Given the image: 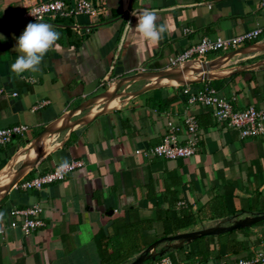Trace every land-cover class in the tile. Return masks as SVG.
Returning <instances> with one entry per match:
<instances>
[{"label":"crops","instance_id":"crops-1","mask_svg":"<svg viewBox=\"0 0 264 264\" xmlns=\"http://www.w3.org/2000/svg\"><path fill=\"white\" fill-rule=\"evenodd\" d=\"M37 1L0 0V35L4 37H0V129L27 127L24 134L0 146V175L26 141L66 111L101 93L110 82L109 89L116 80L170 67L169 59L204 36L227 39L260 30L244 46L257 43L252 47L257 53L214 65L211 80L185 86L197 90L208 84L220 97L234 98L235 109H264V47L258 48L264 46V0H89L92 7L103 1L105 13L40 21L60 33L58 47L44 56L39 71L15 77L10 65L17 56L12 51L16 38L27 24L35 23L20 15ZM63 1L69 6L74 3ZM144 10L155 12L157 23L166 29L157 44L146 43L134 31L137 18L133 13ZM185 28L187 34H183ZM208 55L203 63L225 54ZM198 67L180 64L162 73L182 72L186 79L193 71L192 80H196ZM127 85L115 92V98H123L119 105L100 104L102 95L77 118L70 117L73 124H80L83 116L86 122L64 133L56 146L49 139L46 147L51 148L37 154L34 166L1 197L0 264H129L151 244L169 237L162 236L164 225L182 209L192 213L195 221L176 234L227 227L264 213V137L240 138L225 123L215 122L209 108L189 107L180 93L184 86L154 88L128 99L127 91L145 89L146 83L138 81L135 89H130L133 84L124 90ZM114 107L119 108L105 111ZM185 111L195 116L200 132L192 156L165 160L134 154L159 144L168 122L177 128L176 141L184 143ZM19 158L14 168L20 167ZM64 159L83 165L39 190L20 189L21 181L51 170ZM36 205L41 208L40 229L23 236L8 227L10 210ZM201 207H222L224 215L210 216L212 208L198 214ZM225 233L230 234L220 243ZM198 238L208 250L203 264H232L264 253V220ZM190 242L167 252L176 251L178 264H190L186 260ZM165 244L157 245L155 253Z\"/></svg>","mask_w":264,"mask_h":264},{"label":"built area","instance_id":"built-area-1","mask_svg":"<svg viewBox=\"0 0 264 264\" xmlns=\"http://www.w3.org/2000/svg\"><path fill=\"white\" fill-rule=\"evenodd\" d=\"M104 13L105 5L103 1H99L97 7H92L89 0H74L72 6L67 5L63 0H38L26 8L20 16L32 22H40L46 18L54 19L55 17H73L78 15L95 17ZM188 32V29H183V34H187ZM259 34L260 30L254 29L227 39L201 37L184 52L169 59V65L170 67H175L189 60L204 62L208 54H226L237 50L254 41ZM180 93L186 98V104L189 107L199 106L209 108L215 122L225 123L227 127L237 131L240 138L264 137V109H255L252 106H248L245 109H235L232 104L234 98L227 100L220 97L216 90L208 84L197 90H191L189 86H184L180 88ZM182 123L186 132L184 143L176 141L175 133L177 132V128L168 122L166 124L167 134L159 144L144 151L135 150L134 154L151 155L152 157L165 160L185 159L192 156L200 134L197 121L193 114L185 111ZM26 131L27 127L24 125H14L0 129V146L6 145L11 138L22 135ZM69 163L71 168L65 173L57 174L59 166L57 164L47 172L21 181L19 183L20 189L36 191L44 185L60 182L75 169H79L83 165L79 160H72ZM40 213L41 208L37 205L21 210H10L8 212V227L10 229H18L23 236H27L43 226V222L39 219ZM2 231L3 227L0 228V233ZM155 264L171 263L168 257H160ZM232 264H264V253L259 252L247 259H238Z\"/></svg>","mask_w":264,"mask_h":264},{"label":"bare ground","instance_id":"bare-ground-1","mask_svg":"<svg viewBox=\"0 0 264 264\" xmlns=\"http://www.w3.org/2000/svg\"><path fill=\"white\" fill-rule=\"evenodd\" d=\"M256 44L257 43H255V44H253L247 48H244L242 50H239L237 52L228 53L225 57H223L222 60H220V59L219 60L217 59L216 61L214 60L213 66L214 65L218 66L220 64L226 65L229 61H231L233 59V57H236V56L239 57L240 55L244 56L245 58L250 57L251 55L258 52L257 48H252ZM261 47H264L263 44L258 46V48H261ZM187 63L196 64L193 61H186L182 64H187ZM169 68L170 67L163 69V70H159V71H148V72L137 73V75L134 74V75L125 77L123 79L114 81L117 83L113 85L114 87L109 89L111 83H113V82H110L108 84L106 90H105L106 92L103 91L104 93L102 92V94L100 93V94L88 99L89 101L86 100V101L82 102L77 107L73 108L70 111H66L60 118H58L57 120H55L51 124L47 125L38 135H36V137H37L42 132H44L46 130L43 134L40 135V137H38L37 139H35L36 137L31 139L23 147L18 149V151H16L11 156V158L7 161V164L5 165V167L1 170V172H2L5 169L4 172L1 173V175H0V199L10 188H12L16 184V182L22 177V175L30 168V166L36 160L37 156L41 153L44 154L45 152H47L48 149L51 148V147H46L47 141L49 139H50V142L53 141L52 143H54V145L56 146L57 144H59L64 139V133L67 135V133L69 131H71L73 126L77 125L76 123L73 124L70 122V117L72 119L77 118L81 113H83L84 111H86L87 109L92 107L91 105L96 102V100L99 96L103 95V97H101V100L99 101L100 104L117 106L120 104V102H121L120 100L123 98L122 97L115 98L114 97L115 92L118 90V88L122 87L125 83H128V82H129V85H127L124 90L129 89L130 87H132L133 84L136 85V82H138V81H144L146 83L145 89L137 88L135 90L127 91L126 94H130V96L128 97V99H129L132 96H134L135 93H137L138 91L151 90V89L159 88V87H176L178 85L187 84V83H190L192 81H195V80H192L193 71H191L189 74H187V76H189V78H186V79L183 77L184 74L182 72H180L181 74H178L176 71H175L176 74H175V72L171 73V71L169 72V74L162 73L164 71L170 70ZM178 68H180V67H178ZM198 69H199V67H198ZM173 70H175V69H173ZM206 74H210L212 76L214 75L213 70L211 69L210 71H207V72L198 71L194 74V76L196 78L200 79L201 77L205 76ZM196 80H198V79H196ZM138 87H139V85H138ZM119 107L110 108V109H107L105 111L116 109ZM102 112H104V111H102ZM83 117L80 118L81 122L77 126L82 125L83 123L86 122V120H83ZM62 118H63V120H62L61 124L54 125L59 120L61 121ZM50 126H52V127H50ZM18 158H19V161L21 163L19 165L20 167L14 168V166L17 165V163H18V161L16 160Z\"/></svg>","mask_w":264,"mask_h":264},{"label":"clouds","instance_id":"clouds-1","mask_svg":"<svg viewBox=\"0 0 264 264\" xmlns=\"http://www.w3.org/2000/svg\"><path fill=\"white\" fill-rule=\"evenodd\" d=\"M133 15L137 18L134 31L146 43L157 44L163 39L166 29L162 24L157 23L158 17L155 12L144 10ZM0 37L4 39L2 35ZM59 39L60 33L54 30L51 24L38 21L27 24L22 34L16 38V44L12 49L17 56L15 62L10 65V72L15 77H22L26 72L39 71L44 56L54 47H58ZM70 168L69 161L64 159L57 168V174H63Z\"/></svg>","mask_w":264,"mask_h":264},{"label":"water","instance_id":"water-1","mask_svg":"<svg viewBox=\"0 0 264 264\" xmlns=\"http://www.w3.org/2000/svg\"><path fill=\"white\" fill-rule=\"evenodd\" d=\"M249 46L246 47H242L240 49L231 51V52H237L239 50H242L244 48H247ZM229 52V53H231ZM228 53H226L225 55L221 56L218 58V60H222L223 57H225ZM189 61H193L196 63V65H199V68L201 69L200 71H210L211 69H214L213 66V61L211 62H199L196 60H189ZM216 61V60H215ZM186 62V61H185ZM134 75V74H133ZM137 75V73L135 74ZM131 76V75H130ZM214 76L210 75V74H206L205 76L201 77L198 80L192 81L190 83L187 84H182V85H178L179 87L181 86H185V85H191L193 83H198L201 82L202 80L208 79L211 80ZM123 79V78H122ZM120 80V79H119ZM117 81V80H116ZM109 84V83H108ZM108 84L106 85V88L108 86ZM106 90V89H105ZM104 90V91H105ZM148 91V90H145ZM145 91H138L137 93H135L134 96H137ZM103 92V91H102ZM101 92V93H102ZM100 94V93H98ZM96 94V95H98ZM95 95V96H96ZM132 96V97H134ZM94 97V96H93ZM131 97V98H132ZM92 98V97H91ZM90 99V98H89ZM130 99V98H129ZM88 100V99H87ZM86 101V100H85ZM84 102V101H83ZM81 104V103H80ZM79 104V105H80ZM105 112V111H104ZM102 113V112H101ZM100 114V113H99ZM98 115V114H97ZM28 141H26L27 143ZM34 166V165H33ZM32 166V167H33ZM31 168V167H30ZM29 168V169H30ZM28 169V170H29ZM27 170V171H28ZM26 171V172H27ZM25 172V173H26ZM24 173V174H25ZM23 174V175H24ZM22 175V176H23ZM264 220V213L260 214V215H255L253 217H250L248 219H243V220H239V221H235L233 222L231 225L227 226V227H213V228H208V229H204V230H200V231H193V232H187V233H180V234H176L173 236H169V237H164L159 239L158 241H156L155 243L151 244L147 249H145V251H143V253L141 255H139L138 257H136L133 261H131L129 264H141L146 260H154L155 257H161L163 254H165L168 250L170 249H176L179 245H181L183 242H190L191 240H194L198 237H202V236H210V235H217V234H221L223 232H229L232 230H235L237 228H243V227H248L254 223L260 222ZM161 243H167L165 245H163V247L157 252L155 253V247ZM153 252V253H151Z\"/></svg>","mask_w":264,"mask_h":264},{"label":"trees","instance_id":"trees-1","mask_svg":"<svg viewBox=\"0 0 264 264\" xmlns=\"http://www.w3.org/2000/svg\"><path fill=\"white\" fill-rule=\"evenodd\" d=\"M207 208H212V209H209V211L213 212L210 216H213L214 218H221L224 215L222 207H216V209H218L219 212H218V210H216L213 207H201L198 209L197 213L202 214L205 212V210ZM176 213H177V215L170 216L169 220H167L166 225H164V232H163L162 236H172L181 230L187 229L195 221L194 215L192 213H190L189 211L182 209ZM230 233L223 234L221 236L220 243H223L224 241L222 239L226 236V234H230ZM201 239L202 238H198V239L191 241L189 243V245H191V246H190L189 252L186 256V260H188L190 262V264H199V263L203 264L205 262V259H206L205 257L208 255V250L204 244L200 243ZM193 242L198 243L197 244L198 246L196 248H193V244H195ZM164 256L168 257L171 264H178L177 258H176V251L167 252ZM193 258H195V259H193ZM159 259H160V257L156 258V260L154 262L145 261L143 264H155V262Z\"/></svg>","mask_w":264,"mask_h":264},{"label":"rangeland","instance_id":"rangeland-1","mask_svg":"<svg viewBox=\"0 0 264 264\" xmlns=\"http://www.w3.org/2000/svg\"><path fill=\"white\" fill-rule=\"evenodd\" d=\"M209 57H210V55H207L206 59L209 58ZM136 86H137V85H134V86H133L132 88H130V89H135Z\"/></svg>","mask_w":264,"mask_h":264}]
</instances>
